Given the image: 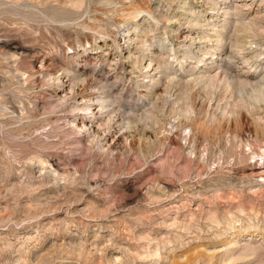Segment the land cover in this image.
<instances>
[{
  "label": "rangeland",
  "instance_id": "obj_1",
  "mask_svg": "<svg viewBox=\"0 0 264 264\" xmlns=\"http://www.w3.org/2000/svg\"><path fill=\"white\" fill-rule=\"evenodd\" d=\"M181 1L186 0H0V264H264V179L252 173L264 138L248 126L236 137L234 118L222 119L230 109H257L239 107L230 78L221 75L211 91L198 87L191 97L185 90L174 92L176 103L163 86L160 96L167 95L156 107L142 104L146 88L133 84L129 92L123 87L112 92L117 121L127 126L133 119V131L126 128L132 141L120 156L87 145L70 127L75 113L59 101L75 72L95 78L89 90L104 97L101 83L116 80L110 67L128 41L127 26L117 16L130 3L151 4L163 16L152 47L157 50L168 17L183 11ZM189 1L225 21L222 11ZM254 1L244 13L256 18L259 42L264 0ZM94 23L116 37L122 50L108 35L85 28ZM182 24L191 27L186 20ZM226 36L237 39L234 24ZM103 38L110 45L101 46ZM212 62L223 63L216 57ZM234 62L240 74L252 66ZM63 67L72 71L69 78L64 74V83H54ZM144 108L154 112L156 123L137 118ZM199 120L211 134L188 124ZM189 129L195 133L187 143Z\"/></svg>",
  "mask_w": 264,
  "mask_h": 264
},
{
  "label": "bare ground",
  "instance_id": "obj_2",
  "mask_svg": "<svg viewBox=\"0 0 264 264\" xmlns=\"http://www.w3.org/2000/svg\"><path fill=\"white\" fill-rule=\"evenodd\" d=\"M226 1L227 0H199V2H203L205 6L209 4L211 6L210 10L217 12L222 11L221 13L224 15V17H226L224 19L225 21L223 22H217L216 19H214L215 16L212 15V13L208 14V12H206L207 9L198 10L195 6H192V3L189 0L181 1L183 4L181 7L183 11L181 10V12L177 14L175 13L176 15H170L168 17L166 22L167 26L164 29L165 40L160 42V49L157 50L152 49V47H154L156 45L155 43H157L156 31L160 30L159 25L162 22L163 16H156L151 4L139 5L130 3L127 8L125 7L126 9L122 10L118 16L116 15L118 18L116 19L120 24L127 26L126 32L128 35L126 38L128 41L125 44V53H121L116 59L114 58L112 61L113 67H110L111 71H109V73L116 75V80L110 83L108 80H105L101 83L103 87L100 89L104 90V88H106L103 91L104 97H97L95 92L93 93V89L89 90L94 85H96L95 83L97 81L95 78H92L91 80L87 78L82 79V75L77 74L76 72V75L74 74L75 76H73V79L69 78V75L66 74H70L72 71L67 67H63L61 69L62 75L51 79L54 83L57 82V84L64 83L65 81L63 79L66 76L70 79L69 91L60 96V100H58L64 105L68 106L70 110L75 113L73 115L74 118L71 119L72 121L68 120L69 124L72 125L70 126L71 129L80 134L83 137L82 140H84L85 143H88L87 145L93 146V148L97 147L99 151H103L104 153L112 152V154L120 156L119 154H121L123 150L126 151L128 149L129 142L132 141H129V137L132 136H129V132L126 133V128L131 130L133 126H130L133 119H128L129 121L126 123L127 126H123L121 122L119 123L117 121L119 120L117 119L118 114L114 115L115 108L111 109V107H114L112 105L113 101L111 99L112 92L118 90L120 87H123V90L129 92L133 84L137 88H146L148 90V94L145 95L147 99L142 101V104H145V106L154 105L156 107L160 98H164V94L167 95L164 92V94L162 93L163 95H161L162 97L160 96L159 91L163 86H166L165 88L168 93L172 92L171 97H176L175 94L178 91L183 90L188 92V96L191 97L198 87L199 90L204 89L203 91H211L214 82L221 75L224 77L226 76V78H230V82L227 81V84L228 82L230 83V85H228L230 90H227H229L233 95L235 92H238L236 93L238 95H235L237 97L240 95L237 98L238 101L236 102L239 103V107L241 106L242 108H245L248 106L247 104H249V106H253L260 112H263L261 109L263 107L262 104H264V82H262V80L264 81V76L262 77L261 82H259L260 80L258 82L255 81L257 80L258 75L264 72V67L262 69L260 68L264 60V58H261L264 54V40L259 42L256 40L257 34H255V25L258 24L255 22L256 18L249 20L248 17L250 14L248 15L244 13L245 10H250L255 1ZM223 5L227 6L222 7ZM143 14H146L154 22H148L149 19H144V17H142ZM184 20L187 21V24H190L191 27H188L189 29L183 28L182 21ZM230 23L234 24V34L235 37L237 36L235 41H230V38L227 39V36L224 37L228 28H230ZM258 26L260 27V24ZM85 28L92 30V32L94 31L98 34H101V36L108 35L112 38L116 46L119 49L121 48L117 38L110 36V32L107 31V29L101 24H90V26H85ZM198 28L200 29L199 31ZM262 32H264V30H262ZM170 36H172L173 39H170ZM248 36H252L253 39L248 41ZM213 38H215V40ZM197 40L200 41L198 42ZM227 40L230 41L229 47L231 50H229L226 55L225 45L228 44H225V41L227 42ZM204 41L207 43L205 48L202 47ZM133 43L139 44L138 49H134L132 46ZM208 43H212V45H208ZM101 44H103L101 46H107L109 44L108 39L103 38V42L101 41ZM164 51L166 52L164 53ZM165 54L168 55L164 57ZM215 57L220 59V62H223L222 65L216 66V64L212 62ZM254 58L257 60L255 59L252 61ZM69 60L71 61L72 59L69 58ZM231 60L233 62H231ZM234 60H238V62L241 60L243 63H247L248 65L252 66H249V69L247 67L243 68V73L241 74L238 72L236 73L233 70V66H235ZM209 61H211V63ZM119 69L125 70L127 72L120 73L119 75L117 73ZM53 70H55V68ZM64 74L65 76L63 77ZM127 77H130L129 81L132 82L127 84L128 86L126 87L124 80ZM214 92L215 91H213V93ZM55 93L56 96H58V89L55 90ZM132 97L133 96L131 95V98ZM55 99H57V97ZM172 99L173 98H171V100ZM175 99H177V97L174 98V102L176 103ZM166 102L167 104L169 103L168 100ZM244 105L246 106L243 107ZM61 106L62 105H60V107ZM145 109L146 108H144V110ZM236 109H233L232 111L231 109L230 111L226 109L229 112L225 111L224 114L222 113L223 120L234 118V121L233 119L232 121L235 124L234 127L237 134L236 137H239L241 132L244 130V127L248 126L249 129L251 127L254 128L258 138H264V121H262L264 118V116L262 117L263 114L261 113L262 115L260 116V112L256 111L257 109H253V111L248 109L247 112H245L246 114L243 111ZM140 110H133V112L137 113ZM140 113L141 114L137 115V118H149L153 121L155 120V116L152 115L154 112H152V110L149 108L146 109V111ZM105 118L107 121H105ZM218 120L219 119L217 116L213 117L214 125L218 123ZM204 122L205 121L201 122L200 120L199 122L190 121L188 124L191 127L196 126V128L201 131L202 135L203 133L209 135L213 129L206 127ZM137 126L138 124L136 127ZM175 129L179 131L180 127L178 126ZM194 133V130H190L189 135H187L189 136V139H187V136L184 137V140H186L185 142L189 143V140L193 138ZM212 135H214V133ZM143 142L144 141L142 140L141 143ZM138 148L140 153H145L142 147L138 146ZM192 149L195 156V151L197 148L194 146ZM257 158H259V160H257L255 168L252 169V173L256 177L264 179V152H261L259 155L257 154ZM260 161H263L262 165L259 163Z\"/></svg>",
  "mask_w": 264,
  "mask_h": 264
}]
</instances>
